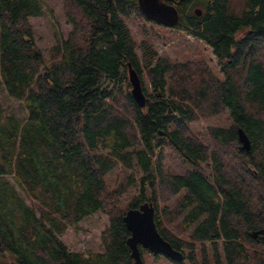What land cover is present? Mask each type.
<instances>
[{"label": "trees", "instance_id": "1", "mask_svg": "<svg viewBox=\"0 0 264 264\" xmlns=\"http://www.w3.org/2000/svg\"><path fill=\"white\" fill-rule=\"evenodd\" d=\"M163 1L178 13L169 28L208 45L222 78L203 58L172 62L149 39L136 42L128 17L146 33L159 25L137 0H62L71 28L45 64L29 20L43 0H0V85L26 112L0 102V264H132L123 216L145 201L183 254L177 262L141 248L154 261L264 264V0ZM129 67L151 85L144 106ZM223 113L228 124L207 126L206 139L192 131ZM165 150L182 172L166 168ZM97 211L108 218L103 251L68 250L60 234Z\"/></svg>", "mask_w": 264, "mask_h": 264}, {"label": "rangeland", "instance_id": "2", "mask_svg": "<svg viewBox=\"0 0 264 264\" xmlns=\"http://www.w3.org/2000/svg\"><path fill=\"white\" fill-rule=\"evenodd\" d=\"M43 14L40 16L30 17V23L33 28V37L36 46L40 49L43 55L45 64L48 63L50 49L53 45L58 43L60 39L66 38L71 26L66 21L62 10V0H43ZM197 8H200L199 6ZM129 28L133 34L136 42L140 40L149 39L155 46L156 52L159 56H166L170 61L183 62L192 58H203L206 60L213 73L222 78V73L219 71L216 59L208 45L193 37H190L173 28L165 27L162 25H151L146 27V31L141 27L142 21L135 15H131L126 19ZM145 24V23H144ZM142 30V31H141ZM241 33H238L239 36ZM128 81V73H127ZM141 85L146 88V91H151V85L147 80L145 71L140 77ZM129 82V81H128ZM0 102L4 107V112L14 114L16 116H24L26 114L19 101L8 97L0 85ZM228 113H223L218 116L210 118H201L192 122L190 127L196 135H199L203 140L206 139V129L209 125L226 126L228 124ZM164 163L166 168L170 171L180 173L182 167L180 161L174 154L169 151H164ZM184 166V165H182ZM117 173L112 174L110 177L111 184L115 183ZM9 182L14 185L18 193L30 204L32 203L30 196H27L22 188L13 180L12 176L6 177ZM133 190H129L124 197L130 198ZM123 197V198H124ZM108 225V218L105 214L97 211L91 213L75 225H69L65 231L60 234L59 238L65 244L68 250L82 252L87 255L89 252H102V244L100 234ZM143 264H169L162 258L154 261L146 252L142 254Z\"/></svg>", "mask_w": 264, "mask_h": 264}, {"label": "water", "instance_id": "3", "mask_svg": "<svg viewBox=\"0 0 264 264\" xmlns=\"http://www.w3.org/2000/svg\"><path fill=\"white\" fill-rule=\"evenodd\" d=\"M140 11L149 20L165 26L172 27L178 21L175 6L163 0H137ZM197 15L202 13L201 8H196ZM128 81L130 93L139 106H144L145 95L141 81L136 71L129 67ZM240 148L250 150V141L242 129L237 130ZM123 221L130 235L126 243L130 249L132 264H143L141 248L152 254H161L165 257L180 262L183 260L181 251L176 250L165 240L156 227L154 220V206L151 201L141 203L137 208H128L123 216ZM14 264V263H8Z\"/></svg>", "mask_w": 264, "mask_h": 264}]
</instances>
